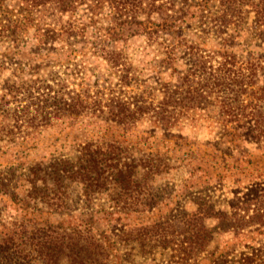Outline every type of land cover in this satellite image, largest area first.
<instances>
[{
    "label": "trees",
    "instance_id": "16d2710c",
    "mask_svg": "<svg viewBox=\"0 0 264 264\" xmlns=\"http://www.w3.org/2000/svg\"><path fill=\"white\" fill-rule=\"evenodd\" d=\"M139 35L154 51L146 76L125 46ZM263 38L264 0H0V153L85 121L166 134L205 118L262 141L264 54L246 47ZM134 151L122 134L0 169V193L26 211L0 216V264H109L110 227L98 225L156 203L132 192L170 162ZM203 209L184 218L197 233V245H184L191 235L180 241L184 257L210 238L199 229L211 216ZM121 224L119 239L130 235Z\"/></svg>",
    "mask_w": 264,
    "mask_h": 264
},
{
    "label": "rangeland",
    "instance_id": "374dc122",
    "mask_svg": "<svg viewBox=\"0 0 264 264\" xmlns=\"http://www.w3.org/2000/svg\"><path fill=\"white\" fill-rule=\"evenodd\" d=\"M45 11H39L37 16ZM125 46L146 76L154 57L153 48L146 46L140 35L130 36ZM241 47L236 45L235 49ZM246 48L264 54V38ZM258 79V84H262L264 73ZM209 111L212 118L217 116L214 109ZM122 134L135 148L134 152H158L170 162L132 192L141 199L154 194L156 203L143 211L114 213L109 222L98 225L99 231L110 227L109 264H264V140L251 139L243 128L227 127L224 131L218 122L212 124V119L204 118L166 134L151 130L148 124L123 133L114 124L85 121L74 128H48L22 146L11 145L9 152L0 153V169L15 162L27 164L53 154L69 153L86 139H111ZM23 188L22 185L18 191ZM203 208L211 216L200 222L199 229L207 228L210 238L200 253L184 257L179 249L184 235L192 236V241L186 240L184 245H197L196 228L191 230L184 218ZM25 212L19 203L0 193V216L14 219ZM154 219L168 220L169 224L146 230L139 227ZM122 222L129 224L130 235L119 239L120 228H125Z\"/></svg>",
    "mask_w": 264,
    "mask_h": 264
}]
</instances>
